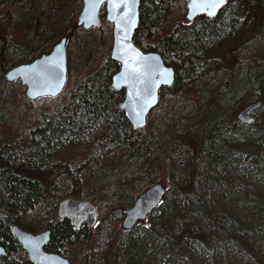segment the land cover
Masks as SVG:
<instances>
[{"label": "trees", "instance_id": "obj_1", "mask_svg": "<svg viewBox=\"0 0 264 264\" xmlns=\"http://www.w3.org/2000/svg\"><path fill=\"white\" fill-rule=\"evenodd\" d=\"M81 5L0 0V246L6 251L1 264H32L11 232L14 225L33 234L49 231L46 251L71 264H141L124 249L141 238L155 254L154 264H220L216 252L224 256L231 246L252 264H264L253 239L248 250L236 247L244 240L242 220L212 196L216 167L237 153L228 139L243 125L237 114L249 104H258L253 113L263 117L253 125L256 139L236 144L243 149L239 159L249 163L264 155V0H228L215 17L191 22L185 0H140L133 41L143 52L160 54L175 71L174 84L161 89L141 130L119 108L124 91L111 88L119 65L110 59L112 26L105 11L100 26L86 31L75 22ZM254 26L257 35L231 49L232 67L223 65L217 52ZM65 37L64 90L33 102L30 112L18 111L17 96L25 100L17 94L22 87L8 83L2 68L31 63ZM219 149L226 156H218ZM161 167L169 180L162 202L145 225L122 230L124 209L158 182ZM47 197H54V205L44 206ZM74 197L98 213V237L87 253L94 230L76 229L57 215L58 203Z\"/></svg>", "mask_w": 264, "mask_h": 264}, {"label": "water", "instance_id": "obj_2", "mask_svg": "<svg viewBox=\"0 0 264 264\" xmlns=\"http://www.w3.org/2000/svg\"><path fill=\"white\" fill-rule=\"evenodd\" d=\"M188 21L199 16L215 17L224 8L228 0H215V8L205 9L200 0H185ZM82 7L77 16L76 27L86 31L100 25V11L105 6V19L112 26V48L110 59L119 65V70L111 79L114 91H124V99L119 108L134 129L146 127L150 112L159 103L161 89L174 84L175 71L165 65L160 54L143 52L133 36L139 24L140 0H81ZM69 38L65 37L55 44L48 54L28 64H21L9 70L2 68L4 79L19 81L25 87V96L30 101L40 98H55L61 94L67 82V49ZM258 104H251L237 114L242 124L253 122L252 112ZM166 187L161 182L145 188L134 199L133 204L124 209L121 228L129 231L138 223L146 221L162 202ZM57 214L60 219L68 220L72 226L80 229L86 226L92 230L97 223L96 207L85 200L66 198L59 202ZM11 232L21 245L32 264H70L57 253L46 251L50 232L29 233L14 225ZM5 250L0 246L1 258Z\"/></svg>", "mask_w": 264, "mask_h": 264}, {"label": "rangeland", "instance_id": "obj_3", "mask_svg": "<svg viewBox=\"0 0 264 264\" xmlns=\"http://www.w3.org/2000/svg\"><path fill=\"white\" fill-rule=\"evenodd\" d=\"M11 11L12 10L9 9V12ZM77 16L78 14H76L75 22H77ZM257 33L258 26H254L253 30L247 28L239 41L235 40L225 44L217 52L216 57L218 59H223V65L226 67H232L233 63L232 59H230L231 49L235 45H240L246 40L255 37ZM14 83L19 84L22 87L21 91L17 94L25 97V100H23L20 96H17L19 105L17 110L25 112L28 110V112H30L31 104H33V102L37 101L38 99L35 101H30L25 96V87L22 86L19 81H15ZM17 90L19 89L17 88ZM253 115L255 121L252 124L241 125L238 128V135H232L228 137V139H230V144L237 151V153H234L233 160H230L225 165L222 164L216 167V176L218 177V180L216 186L212 188V196L219 208L230 210L233 215H235L239 220H242L245 231L240 233V236L243 237L244 240L241 241V246L236 245V247L248 250L247 242H249L250 239H253L258 244V249L264 252V165L263 162L260 161V158L264 159V155L261 157L256 156L254 161L249 163H242L239 159V154L242 153L243 149L236 145L241 143L248 145L249 143H252L258 136L257 127L253 125H255L257 122L258 116L260 115L263 117V114H260V112H255ZM21 116L22 115L20 114V117ZM219 150L220 151L217 152L218 156H226V153H224L225 151L221 149ZM158 172V182L163 183L167 187L169 180L166 170L161 167L159 168ZM55 187L57 188L58 186L55 185ZM51 205H54V197H50L44 202V206L49 207ZM164 212L165 210L161 208L159 215H162ZM36 219L37 218H34L32 221L34 220V222H37L38 220ZM145 224L146 222L143 223V225ZM95 230L91 234L92 238L87 240V244L85 243L86 251L84 253L90 252L89 248H91V243H93L98 237L97 231ZM154 245L155 244H153V246ZM126 248L130 257L139 258L141 264H154L155 254L153 251L148 250L147 240L145 238L135 240L134 245L125 247L124 249ZM223 254L224 256H221L222 252L221 250H218L215 254V262L223 264V260H226L228 264H252L245 255L235 251V248L232 246L227 247ZM110 256L111 252L107 254L108 258H110ZM198 258L200 261H203V258L200 255Z\"/></svg>", "mask_w": 264, "mask_h": 264}, {"label": "snow or ice", "instance_id": "obj_4", "mask_svg": "<svg viewBox=\"0 0 264 264\" xmlns=\"http://www.w3.org/2000/svg\"><path fill=\"white\" fill-rule=\"evenodd\" d=\"M200 3L205 9L215 8L217 6L215 0H200Z\"/></svg>", "mask_w": 264, "mask_h": 264}, {"label": "bare ground", "instance_id": "obj_5", "mask_svg": "<svg viewBox=\"0 0 264 264\" xmlns=\"http://www.w3.org/2000/svg\"><path fill=\"white\" fill-rule=\"evenodd\" d=\"M249 105H251V104H249ZM249 105H247V106H249ZM247 106H246V107H247ZM4 250H5V249H4ZM5 252H6V251H5ZM4 256H5V255H4Z\"/></svg>", "mask_w": 264, "mask_h": 264}]
</instances>
